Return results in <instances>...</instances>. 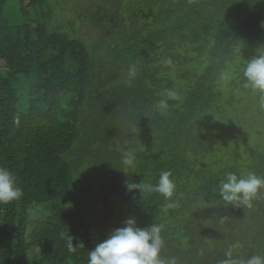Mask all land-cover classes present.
<instances>
[{"label":"trees","instance_id":"obj_1","mask_svg":"<svg viewBox=\"0 0 264 264\" xmlns=\"http://www.w3.org/2000/svg\"><path fill=\"white\" fill-rule=\"evenodd\" d=\"M259 52L264 0H0V167L23 191L0 203V264H87L131 217L176 264L264 256V189L251 207L218 194L228 172L264 177L241 71ZM162 171L171 198L126 189Z\"/></svg>","mask_w":264,"mask_h":264},{"label":"clouds","instance_id":"obj_2","mask_svg":"<svg viewBox=\"0 0 264 264\" xmlns=\"http://www.w3.org/2000/svg\"><path fill=\"white\" fill-rule=\"evenodd\" d=\"M245 79V87L260 94V107L264 109V52L253 55L241 69ZM135 67L129 69V78L135 76ZM165 101H160V108H166ZM136 156L134 152L123 153L122 163L134 167ZM170 171H162L155 185L125 182L128 191L139 190L140 193L159 192L166 199L173 196L176 185L171 178ZM264 189V177L253 172L237 176L234 172L226 173L219 184V196L229 204L251 207L252 200ZM22 188L17 184L16 177L6 167H0V203H9L21 198ZM171 206V205H169ZM161 227L150 224L141 228L134 217L123 221V226L112 229L107 238L98 243L88 253L87 264H176L175 258L164 260L160 256L163 239L160 235ZM73 237L68 234L67 251L73 253L77 247L73 244ZM231 248L225 253L227 257L221 264H264V256L254 255L247 260L236 261L232 258Z\"/></svg>","mask_w":264,"mask_h":264},{"label":"rangeland","instance_id":"obj_3","mask_svg":"<svg viewBox=\"0 0 264 264\" xmlns=\"http://www.w3.org/2000/svg\"><path fill=\"white\" fill-rule=\"evenodd\" d=\"M67 1H73V0H67ZM10 3L12 4V3H13V1H10Z\"/></svg>","mask_w":264,"mask_h":264}]
</instances>
